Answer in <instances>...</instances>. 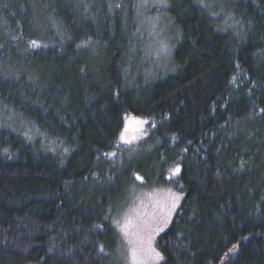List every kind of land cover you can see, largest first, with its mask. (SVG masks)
<instances>
[{
	"label": "trees",
	"instance_id": "1",
	"mask_svg": "<svg viewBox=\"0 0 264 264\" xmlns=\"http://www.w3.org/2000/svg\"><path fill=\"white\" fill-rule=\"evenodd\" d=\"M134 2L0 0V264H119L111 219L154 186L182 194L161 264H264V0H221L236 33L205 0H169L174 69L148 80ZM126 114L152 126L131 146Z\"/></svg>",
	"mask_w": 264,
	"mask_h": 264
},
{
	"label": "rangeland",
	"instance_id": "2",
	"mask_svg": "<svg viewBox=\"0 0 264 264\" xmlns=\"http://www.w3.org/2000/svg\"><path fill=\"white\" fill-rule=\"evenodd\" d=\"M134 1L131 22L136 29L133 34L135 44L131 50L130 62L137 70V74L148 80L173 71L172 53L179 34L165 13L169 0ZM205 1L206 9L208 7L212 12H215L214 8L219 9L221 17L217 13L214 15L216 19L221 18L222 31L236 33L235 31L239 30V22L227 14L228 11L221 0ZM126 79L129 80L127 76ZM3 119L7 126L19 130L22 134L33 135L44 151L55 154L64 151L61 143L46 140L16 114L9 112V116ZM149 123L148 120L131 114L124 115V125L118 144L131 146L144 139L147 129L152 127ZM181 200L182 194L174 187H137L132 190L129 202L111 219L120 241L119 264L162 263V257L155 248V240L170 222ZM173 204L175 207H172Z\"/></svg>",
	"mask_w": 264,
	"mask_h": 264
},
{
	"label": "snow or ice",
	"instance_id": "3",
	"mask_svg": "<svg viewBox=\"0 0 264 264\" xmlns=\"http://www.w3.org/2000/svg\"><path fill=\"white\" fill-rule=\"evenodd\" d=\"M32 46H33V47H38L39 45L37 44L36 41H32ZM176 171L179 172V169L177 168ZM136 178H137L138 180L142 179V178L139 177V176H137ZM172 207H175V204H173ZM101 251H103V249H101Z\"/></svg>",
	"mask_w": 264,
	"mask_h": 264
}]
</instances>
